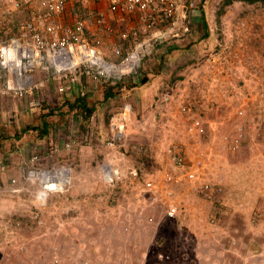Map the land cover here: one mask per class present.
<instances>
[{
	"label": "rangeland",
	"instance_id": "1",
	"mask_svg": "<svg viewBox=\"0 0 264 264\" xmlns=\"http://www.w3.org/2000/svg\"><path fill=\"white\" fill-rule=\"evenodd\" d=\"M74 2L75 16L95 12V0ZM258 4L195 0L190 32L157 46L133 74L137 87H122L108 102L102 82L93 85L81 74L80 89L47 80L43 100L0 97V125L11 134L43 126L50 109L43 101L62 107L66 95L74 98L87 84L104 103L86 131L77 113L63 121L52 116L49 134H25L17 151L7 142L8 157L0 151V264H264V7ZM7 15L14 23L28 12ZM125 16L111 22L114 32L104 29L115 40L100 37L112 59L122 43L117 35L141 26ZM92 29L89 36H99ZM157 70L162 80L146 85L143 78ZM170 79L173 88L162 94ZM121 112L126 144L107 145L114 136L107 117ZM73 137L71 150L53 151ZM236 137L240 143L232 147ZM177 150L186 157L182 167ZM35 153L41 159L34 163ZM29 166H67L70 182L56 188L63 180L49 173L28 180ZM189 171L196 177L189 179Z\"/></svg>",
	"mask_w": 264,
	"mask_h": 264
},
{
	"label": "built area",
	"instance_id": "2",
	"mask_svg": "<svg viewBox=\"0 0 264 264\" xmlns=\"http://www.w3.org/2000/svg\"><path fill=\"white\" fill-rule=\"evenodd\" d=\"M71 1L0 0V97L28 100L36 95L37 99L43 100L47 80L76 84L79 74L93 84L104 81L116 85L127 76L139 72L144 58L154 53L158 41L166 42L169 37H180L190 32L192 14L189 9L195 5V0H108L112 13L134 15L141 24L139 28L118 34L122 43L117 42L114 47L117 59H109L101 49L102 39L89 36L87 28L91 19L107 32H114L115 27L104 15L93 11L86 17L77 16L72 22H66L63 16ZM21 10L28 11V18L18 20L16 26H10L6 22L7 14ZM162 21L168 24L155 29V24ZM41 71L47 75L45 80L36 77ZM65 89L64 85L57 88L59 92ZM126 118V113L122 112L118 117L111 118L114 136L107 140V145L126 144ZM200 123L196 120L195 125ZM75 142L73 137L72 141L60 144L62 147L58 144L53 146V151L71 150ZM239 143L240 138L236 137L231 145L237 147ZM174 155L176 165L184 166L185 155L180 150ZM40 159L37 153L31 156L34 163ZM2 165V168H6L7 164ZM47 173L63 180L62 184H53L57 188L70 182L72 171L67 166L43 170L29 166L25 176L28 180H36ZM187 175L189 179L196 177L190 171ZM148 185L152 186V182H148ZM176 211L177 208L171 206L168 214L174 216Z\"/></svg>",
	"mask_w": 264,
	"mask_h": 264
},
{
	"label": "trees",
	"instance_id": "3",
	"mask_svg": "<svg viewBox=\"0 0 264 264\" xmlns=\"http://www.w3.org/2000/svg\"><path fill=\"white\" fill-rule=\"evenodd\" d=\"M240 1H246L249 3H259L264 7V0H240ZM146 81H147V77H144V82L146 83ZM123 83L124 82H120L114 85L109 82H103L102 86H104V98L107 102L115 98L121 92L122 87H124ZM100 102H101L100 100L98 102L97 100L93 99L91 92L85 91L83 89L80 90V92L75 91L74 98H71V96L66 95L64 102L62 104V107L64 108L62 107L52 108V106L46 104L47 103L46 101H43L42 103L44 109L50 108L47 113L43 114V122H44L43 126L27 125L17 133L11 134L10 132L6 131L3 126L0 125V151L4 153L6 157H8L9 154L6 152L5 149L7 142H10L11 148L17 151L24 144L23 137L25 134L28 135L32 134L42 138L47 134H49L55 125L50 120L52 116H57L59 117L58 119L61 118V120L63 121L64 119L68 120V118L73 113H77L82 123L81 124L82 129L86 131L87 125L93 127V117L96 111L98 110L97 105ZM102 103L103 102H101V104ZM107 122H108L107 124L112 126L109 117H107ZM8 159L9 158H7V160Z\"/></svg>",
	"mask_w": 264,
	"mask_h": 264
},
{
	"label": "crops",
	"instance_id": "4",
	"mask_svg": "<svg viewBox=\"0 0 264 264\" xmlns=\"http://www.w3.org/2000/svg\"><path fill=\"white\" fill-rule=\"evenodd\" d=\"M75 0H72L70 3H69V5H68V9H67V11H66V13H65V15L63 16V19L66 21V22H72L73 20H74V18L75 17H77V16H75V13H73V10H74V4H75V2H74ZM107 1V0H106ZM105 0H95V2H96V5H95V7L93 8L94 9V11L95 12H97V13H101L102 15H104V17L106 18V20L109 22V23H116V24H119V23H121L122 21H121V19L119 18V16L120 15H116V14H114V13H112V11L109 9V2H106ZM197 4V3H196ZM76 5V4H75ZM197 6H198V4H197ZM204 9H205V7H203ZM93 11V10H92ZM92 11L91 12H89V15L92 13ZM28 12V11H27ZM197 12H200V11H197L196 9H194V13H197ZM29 15V14H28ZM125 17H127V18H129L130 16L129 15H126ZM124 17V18H125ZM133 17V16H132ZM134 17H136V16H134ZM28 18V17H27ZM27 18H24V19H27ZM133 19H136V22L138 21V19L137 18H133ZM7 22V21H6ZM7 23H11V22H7ZM93 23V22H92ZM134 23V22H133ZM205 22H203V26H204V28H206V26H207V28H208V33H209V35L208 36H210V34H211V32H213V30H210V27H209V24L208 25H205L204 24ZM95 26H97L96 27V29H95V32H94V29H92V27H91V25H90V23L88 24V28H87V30H88V32H91L90 30L92 29L93 31H92V33H94V35H99V36H96V37H102L103 38V40H104V38L105 39H108L109 41H112V39L113 40H115L113 37H110V35H106V37L104 36V33L103 32H105L104 31V28L102 29V28H100V26L99 25H96L95 23H93ZM10 25H12V26H16V22H12ZM15 28V27H14ZM106 33V32H105ZM89 35V34H88ZM118 36V35H117ZM182 36H185V35H182ZM172 39H181V36L180 37H174V38H172ZM102 40V41H103ZM103 43L105 44V41H103ZM165 42H157V44H156V47L157 46H160L161 44H164ZM180 44V43H179ZM102 46V45H101ZM156 47H155V50H156ZM104 48H106L105 46H104ZM155 50H154V52H155ZM102 51H103V53H104V55H106V57L107 58H109V59H112L113 57L111 56V54H108L109 53V51H107V50H105V49H103L102 48ZM154 54V53H153ZM153 54H151V55H153ZM151 55H149V56H147V57H149V60H148V62L147 63H149V61H150V58H151ZM158 58V57H157ZM157 61H159L158 63H161V65L163 64V62L165 61V59L164 58H160V60H157ZM156 61V62H157ZM161 61V62H160ZM167 61V60H166ZM173 61V63L175 62V61H177V60H171L170 62H172ZM178 62V61H177ZM146 63V64H147ZM166 64H167V62H166ZM179 64V63H178ZM162 72V71H161ZM161 72H159L158 70L155 72V73H153V75H150V73L148 72L147 74H146V77H147V81H146V85L147 84H151L152 83V86H155L156 84H157V82H159V81H161L162 80V77H164L163 76V74L164 73H162L161 74ZM150 75V76H149ZM143 80H144V78H143ZM173 80H166V83H165V85H167V86H162V90H161V92H162V94L164 93H167L169 90H170V88L172 89L173 88V86H171L170 85V83L172 82ZM136 82V80H135V78H134V76L133 75H129V76H127L126 78H125V80H124V83H123V85L124 86H126L127 85V88H128V91H132L133 90V88H135V87H137V85H135V84H133V83H135ZM88 83H89V81H88ZM173 83V82H172ZM77 84V85H76ZM76 84H73L72 86H74V88L76 89V87H78L79 88V86H78V83H76ZM91 84H93L92 82H91ZM71 85V84H70ZM93 85H95V84H93ZM103 85V84H102ZM98 87H99V85H98ZM103 87V97H104V86H102ZM80 89V88H79ZM99 89H100V87H99ZM98 89V90H99ZM82 90V89H81ZM83 90H85V91H91V88H90V85L89 84H87L86 85V87H85V89H84V86H83ZM152 90H154L155 91V89H153L152 88ZM168 90V91H167ZM93 91V90H92ZM124 91H126V89L124 90ZM95 93H96V91H94ZM94 98V97H93ZM100 104H101V102L97 105V107H99L100 106ZM102 104H104V103H102ZM4 161V160H3ZM2 163V162H1ZM4 163V162H3Z\"/></svg>",
	"mask_w": 264,
	"mask_h": 264
},
{
	"label": "clouds",
	"instance_id": "5",
	"mask_svg": "<svg viewBox=\"0 0 264 264\" xmlns=\"http://www.w3.org/2000/svg\"><path fill=\"white\" fill-rule=\"evenodd\" d=\"M83 77H85L84 75H82ZM125 80V79H124ZM104 82V81H103ZM103 82H102V84H103ZM122 82V81H121ZM120 83V82H119Z\"/></svg>",
	"mask_w": 264,
	"mask_h": 264
}]
</instances>
